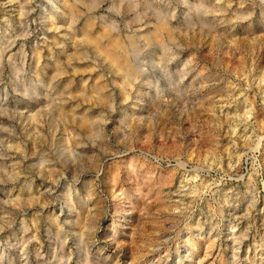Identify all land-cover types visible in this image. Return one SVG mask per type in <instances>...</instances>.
I'll list each match as a JSON object with an SVG mask.
<instances>
[{
    "label": "rangeland",
    "instance_id": "rangeland-1",
    "mask_svg": "<svg viewBox=\"0 0 264 264\" xmlns=\"http://www.w3.org/2000/svg\"><path fill=\"white\" fill-rule=\"evenodd\" d=\"M0 264H264V0H0Z\"/></svg>",
    "mask_w": 264,
    "mask_h": 264
},
{
    "label": "bare ground",
    "instance_id": "bare-ground-1",
    "mask_svg": "<svg viewBox=\"0 0 264 264\" xmlns=\"http://www.w3.org/2000/svg\"><path fill=\"white\" fill-rule=\"evenodd\" d=\"M69 11V10H68ZM71 12V11H70ZM86 24V23H85ZM158 26V25H157ZM164 26V25H163ZM162 28V27H161ZM168 30V29H167ZM164 32V31H163ZM166 32V31H165ZM85 33V32H84ZM87 34V33H86ZM85 34V35H86ZM99 35V34H98ZM102 35V34H101ZM156 35V34H155ZM158 35V34H157ZM99 37H90L87 35V41L91 44H94L97 49H100L99 51H102L104 56L109 60L110 64L115 66L118 71H120L123 75L124 79L129 80L130 78H133L135 75L133 74L134 71L132 67L130 66L128 60L126 57H124L122 54L124 52L123 45L120 44L117 40H107L109 43L104 46H99ZM101 38V37H100ZM153 36L151 37V39ZM150 39V40H151ZM154 39V38H153ZM160 39V38H159ZM157 40V39H155ZM131 41V40H129ZM133 42V41H131ZM102 43V42H100ZM130 43V42H129ZM133 47V46H132ZM183 63V62H182ZM134 75V76H133ZM133 76V77H132ZM130 82V81H129ZM93 88V87H92ZM99 92V91H98Z\"/></svg>",
    "mask_w": 264,
    "mask_h": 264
}]
</instances>
